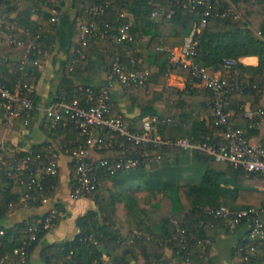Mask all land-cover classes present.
Returning a JSON list of instances; mask_svg holds the SVG:
<instances>
[{
    "label": "trees",
    "instance_id": "1",
    "mask_svg": "<svg viewBox=\"0 0 264 264\" xmlns=\"http://www.w3.org/2000/svg\"><path fill=\"white\" fill-rule=\"evenodd\" d=\"M52 1L26 0L21 9H18V0H0V20L9 22L17 28V31L12 33V37L16 40L28 41L31 36L38 35L37 45L44 53L48 50L46 41L56 35L60 47L66 49L68 54L65 66L67 73L71 75L81 73L86 66L87 55L97 50L109 75L113 55L107 36L122 23L120 14H126L131 25L133 41L122 46L121 64L127 71L148 70L150 73L147 82L140 89L136 91L123 89L130 104L139 110V116L130 121L131 130L138 132L143 118L156 117L159 121L157 134L162 140L176 142L187 139L194 145L219 131L212 120L209 119L210 123H207L198 119L200 114L208 112L211 107L209 101L211 95L206 89L201 91L186 87L184 91H180L167 85L168 77L176 74L186 78L190 83H199L192 78L189 69L171 62L170 56L173 49L183 44L191 26L200 19L203 12L201 7L182 9L170 0H113V8L107 9L101 17L93 18L88 12L90 7L104 4L106 0H71L76 11L74 21L71 23L65 15L51 16L36 9L42 4L51 5ZM219 1L220 8L229 10L231 14L227 19L208 21L198 36L194 60L199 67L207 69L211 74H219L220 77L233 81L237 85L236 88L225 91L223 109L233 113L231 124L243 130L246 136L248 132L256 128H249V125L256 123L257 119L251 121L246 118L244 106L249 104L251 111L261 108L259 101L262 91L253 87L264 84V0ZM167 8H170V11H167ZM153 13L157 15L152 17ZM33 16H37V19L33 20ZM53 17L57 18L54 22L51 21ZM93 21L101 33L107 30L108 34L101 38L98 33L88 38L86 46L82 47L79 27ZM8 35V33L4 35L0 47L7 46L14 49L8 44ZM145 38L147 41L143 48L142 40ZM43 56H38L37 60H41ZM251 56L258 59L256 67H246L239 62L240 58ZM140 57H145V62L138 63ZM227 58L235 61V65L229 71L224 70L222 66L223 59ZM18 61H9L0 57V81L7 88H12L18 80L30 83L37 69V67L26 65L20 71L17 66ZM25 72L27 75H24ZM224 72L227 74L224 75ZM87 87L89 86H82V88ZM157 87H161V90L157 91ZM78 88L75 87L68 93L62 92L58 97L65 94L68 99H72L76 96ZM89 88L98 91L102 87ZM80 96L83 97L84 93ZM110 103L111 110L121 114L116 111L112 100ZM47 127L50 138L54 142H57L59 135L63 133L71 137L74 143L82 142L79 133L71 126L52 128L47 124ZM71 148L73 147L68 146L65 150ZM50 149L61 150L62 148L52 143H43L33 146L28 151L44 155ZM28 151L14 153L0 146V232H2L0 258L5 259L3 264H30V253L39 240L49 232L39 228L36 242L27 250L26 258L22 259L14 253L15 249L22 247L23 242L27 240L25 231L37 227L38 221L45 215L10 227H5L2 223L5 216L16 209L41 206V204L22 201L30 176L28 173L16 171L15 162L22 161L28 155ZM148 151L150 161L147 163H142V159H139V165L126 172L113 175L97 173L93 196L81 198L92 201L96 209L88 211L76 220L75 224L79 232L74 239L53 244L42 251V264H129L130 260L137 255L141 256L144 264H185L184 260L188 254L192 255V264H202L204 234L210 237L218 227H222L219 223H213L212 226L208 224L202 209L221 206L231 210L264 209V194L254 189V186L259 184L256 176L241 169H233L227 164L216 163L212 158L193 151L194 158L205 164V171L199 182L196 184L186 182L180 185L173 177L162 182L160 166L170 156L176 157L175 164L177 158H181V154L189 151L163 146L151 147ZM135 155L136 151L130 143L118 139L114 142L112 149L100 153L92 152L91 159L117 163L132 159ZM156 155L162 156L158 163L154 160ZM145 170L152 173L154 178L150 191L154 195H160V199L151 210L147 211L140 208L131 195L124 194L123 206L128 223H133L137 232L129 230L125 236H122L115 229L114 221L119 195L107 188L106 182L134 171H138L139 174H137L142 176L140 172ZM71 176L70 192L74 185V168ZM57 178L47 185L45 184L47 180L42 182L50 188L47 194L48 200L56 189ZM29 194L38 198L43 196V193L37 189H32ZM60 219L61 217L56 223ZM260 219L264 225V213L260 215ZM175 224L186 231L184 243H179L180 236L175 231ZM245 239L247 238L239 242L235 250L238 263V249L245 245ZM254 246L255 254L250 257L249 264H260L264 258V242H255ZM165 249L171 252L168 260L163 259ZM103 257L107 258L106 261Z\"/></svg>",
    "mask_w": 264,
    "mask_h": 264
},
{
    "label": "built area",
    "instance_id": "2",
    "mask_svg": "<svg viewBox=\"0 0 264 264\" xmlns=\"http://www.w3.org/2000/svg\"><path fill=\"white\" fill-rule=\"evenodd\" d=\"M172 3L182 9H195L201 7L203 12L200 19L195 22L183 44L175 53L171 51L170 61L182 65L183 68L190 70L193 79L202 84L211 97L209 101L211 107L207 115L215 127L219 129L213 136L204 139L201 143L194 145L187 139L176 142L164 141L157 134L158 119L156 117H145L141 120V127L138 132L131 130V122L121 114L114 113L111 110V89L114 84H118L122 89L138 90L148 80L150 73L148 70L142 72L127 71L121 64L120 52L122 46L133 41L131 25L126 14L121 13L122 23L114 28V31L101 33L97 24L93 21L87 25L79 27L81 46H86L87 39L100 33L101 38L107 33V38L111 44V53L113 62L111 64V73L108 75V84L98 91L87 87H79L76 96L68 99L65 94L60 95L55 101L41 109L44 122L53 127L67 128L71 126L74 131L79 133L82 139L80 143H73V148L66 149L72 160L75 171L74 185L70 192L72 200L92 197L95 190V179L98 172L105 174H116L126 172L139 165V159L142 163L150 161L149 148L163 146L169 149H180L183 151H196L212 158L216 163L227 164L233 169H241L258 178L259 184L254 189L264 194V144L252 145L247 140L243 130L231 124V112L223 109V96L227 89H234L237 85L233 81L222 78L219 74H211L207 69L199 67L195 63V49L198 43V36L206 27L210 19H227L230 16L229 10L220 8L219 0H170ZM113 0H106L104 4L93 5L88 12L93 18L101 17L104 12L113 8ZM170 11V8H167ZM170 14V12H168ZM168 14V15H169ZM157 13H153L152 17ZM57 18H51L56 21ZM17 28L9 23L0 20V42L4 40V35L8 33V44L14 49L22 52L18 61V69L22 71L26 65L30 67H40L38 56L45 55L43 50L38 47L37 40L39 36H31L28 41L16 40L12 33ZM235 65L233 59H223V69L229 71ZM27 75V72L24 73ZM262 91L264 84L253 87ZM84 93L81 97L80 94ZM33 86L31 83H24L18 80L12 88L5 87L0 81V112L1 119L6 125L20 121L22 125L28 126L32 121V115L38 108L32 97ZM244 116L251 121L257 119L256 123H251L249 128L264 127V107L255 111H247ZM167 122H169L167 120ZM118 139L125 140L132 145L136 151L134 158L127 161L110 163L106 160H92V152H104L114 146ZM59 149H50L46 154H33L28 151V155L22 161L15 162L16 171L28 173L30 180L26 185V192L22 201H29L32 204H45L47 194L50 189L46 186L59 175ZM155 162L161 161L162 156L156 155ZM14 167L12 166V169ZM44 180L47 182L42 183ZM35 187V188H34ZM32 189H37L43 193L42 198L29 194ZM205 220L212 226L213 223H219L227 231H234L240 226L247 227V239L245 245L238 249L239 263L249 264L250 257L255 254V242H264V225L260 215L264 209L248 208L242 210H231L221 206L218 208L202 209ZM62 217L54 208L49 209L43 219L38 221L37 227L29 228L25 233L27 240L23 246L15 249L14 253L26 258L27 250L31 248L37 240L39 228L43 231H51L56 221ZM175 231L179 234V243H184L186 231L175 224ZM2 235V232H0ZM244 240V239H243ZM203 251H201L202 253ZM191 254L185 258V264L191 263ZM5 259L0 258V264ZM260 264H264V258Z\"/></svg>",
    "mask_w": 264,
    "mask_h": 264
},
{
    "label": "crops",
    "instance_id": "3",
    "mask_svg": "<svg viewBox=\"0 0 264 264\" xmlns=\"http://www.w3.org/2000/svg\"><path fill=\"white\" fill-rule=\"evenodd\" d=\"M23 3H26V0H18V9H21ZM36 9L48 13L51 16L54 14L60 17L65 15L71 23L74 21L76 15L71 0H53L51 5L42 4L40 8ZM32 19H37V16H33ZM146 41V38L142 40L143 48L145 47L144 43ZM46 42L48 44V50L42 59L39 60L40 67L35 70L30 80L33 86L32 97L38 108L33 116L32 122L28 126L22 125L20 121L6 125L0 119V146L6 147L10 152L22 153L28 151L33 146H38L43 143H52L56 147L62 148L59 157L57 185L50 199L45 204L36 208L21 207L16 209L7 214L2 221L5 227H10L31 218H40L52 207H55L61 214L62 217L54 228L39 240L36 247L30 253V264H42L41 253L45 248L53 244L74 239L79 232L75 224L76 220L84 216L88 211L96 209L95 204L89 199L74 201L70 198L73 163L68 154L65 153V148L71 146L74 142L65 133L59 135L57 142L52 141L41 109L53 102L60 93H68L75 87L89 86L101 88L108 84V74L102 63L101 55L97 50H93L87 55V63L81 73L71 75L65 69L68 54L65 51L66 49L60 47L58 37L56 35L51 36ZM178 49L179 47L173 49V51L176 53ZM21 55L22 52L20 50H15L7 46L0 47L1 58L17 62L20 60ZM142 60L145 62L146 58L143 59L140 57L138 63L143 62ZM239 62L246 67H256L258 59L253 56L244 57L240 58ZM167 85L180 91H184L186 87L204 91L202 84L190 83L179 74L170 75L167 80ZM156 90H161V87H157ZM111 100L116 111L121 113L128 121H133L139 116V110L130 104L125 91L118 84H114V87L111 89ZM260 106L264 107V88L259 101ZM249 107V104L244 106L245 113L250 110ZM159 109L161 110V107ZM231 114L233 115L232 112ZM198 119L210 123L207 112L200 114ZM246 137L252 145L264 144V127H256L253 131L248 132ZM193 153V151L183 153L181 154V158H177V162L174 165L170 163L171 165L165 164L160 167L159 172L163 176L162 182H166V180H169V177H173L180 185L186 182L195 183L194 180L196 181L197 179L191 178V174L187 170L188 167L194 163H200L204 166L205 171V164L197 161ZM171 157L176 160L175 156H170L168 159H172ZM137 173L138 171L130 172L113 180H107L106 182L107 188L119 195V197L117 195L114 221L115 229L122 236H125L129 230L137 232L134 224L128 223L123 206L124 194L131 195L139 204V207L147 211L151 210L160 199V195H154L150 191V187H152L151 182L154 180L151 175L152 173L150 174L147 170L140 172L143 176L142 179V176ZM198 182L199 180L196 183ZM246 235V226H240L232 232L225 230L223 227H218L210 237L204 234V248L202 250L204 260L202 264H238L235 250L239 242L246 238ZM170 256V250L165 249L163 259L168 260ZM106 259V257H103L104 261ZM129 264H144V262L141 256L137 255L136 258L130 260Z\"/></svg>",
    "mask_w": 264,
    "mask_h": 264
},
{
    "label": "rangeland",
    "instance_id": "4",
    "mask_svg": "<svg viewBox=\"0 0 264 264\" xmlns=\"http://www.w3.org/2000/svg\"><path fill=\"white\" fill-rule=\"evenodd\" d=\"M143 59H145V57H143ZM226 74L227 73L224 72V75H226ZM170 163L174 165V159L173 158L172 159H167V161L163 165H161L160 167L164 166L165 164L169 165ZM187 170L191 174V178L192 179L194 178V179L200 180L202 174L204 173V166L202 164H200V163H194L192 166H189ZM197 180L196 181L194 180V182L196 183ZM135 196H137V194H135Z\"/></svg>",
    "mask_w": 264,
    "mask_h": 264
}]
</instances>
